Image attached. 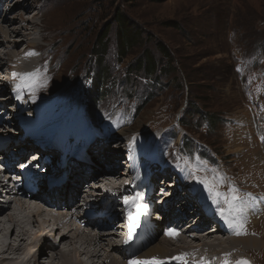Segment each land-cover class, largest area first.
Here are the masks:
<instances>
[{"label":"rangeland","instance_id":"1","mask_svg":"<svg viewBox=\"0 0 264 264\" xmlns=\"http://www.w3.org/2000/svg\"><path fill=\"white\" fill-rule=\"evenodd\" d=\"M3 1L6 5L7 0ZM17 1H23L21 5L29 14L25 19L30 17L32 20L37 12L41 14L35 15L34 20L43 27L40 31L36 28L28 37L46 47L45 54L37 55L40 81L46 84L44 88L60 94L64 89L76 85V92H80L81 82H85L84 87L90 85L100 67L94 54L97 51V39L106 28L108 48L101 61L102 67L110 69V75L106 84L102 83L104 90L94 107V116L107 113L112 116L110 120L122 117L123 123L128 119V126L135 132L154 130V133H159L169 128L167 138L173 142L171 146L174 151L171 154L167 152V155L171 156L169 160L173 162L163 168L164 172L171 176L177 168L176 164L181 165L179 160H184V163L192 162L202 177H211L213 174L218 178L222 177L224 183L220 191L228 192L233 186L238 189L242 209L239 217L248 230L255 227L260 232L258 237L261 236L264 241V209L258 208L254 200L256 206L248 211L251 199L244 200L248 193L259 195L261 188L264 191V0H15L14 4ZM14 4H10V7H14ZM15 10H22V7L14 8L9 15L10 23H13V26H9V31L13 33L11 40H15L11 45L16 44L15 51L21 56L18 62L21 67L29 57L27 53L26 57L18 50L24 47L22 41L26 37L23 35L30 31L22 28L28 27V21H16L15 17L20 12L15 13ZM121 15L131 25L129 34L124 31V37L128 34L132 38L125 50L119 48ZM5 30L8 35V28ZM1 39L3 42L0 33V42ZM161 44H164L168 53L162 51ZM3 52V47H0V54ZM123 53H126L124 57ZM48 58H58L60 64L56 68L50 67ZM148 59L154 60L155 69L143 68L142 63ZM12 73L11 69L10 74ZM3 85L7 86L0 94L9 102L1 105L0 110L3 119L8 121L16 114L20 103L12 92L11 87L16 88L12 82L0 80V87ZM76 94L78 97V93ZM85 95V101L89 100V96ZM72 98L73 101L80 102ZM250 104L257 110L253 118ZM8 105L13 113L6 108ZM79 105L82 111L85 108L84 101ZM64 106L58 105L52 111L57 110V115H60ZM33 112L34 109L31 113ZM44 114L47 120L56 116L51 113V109L44 111ZM85 120L91 130L98 129L87 118ZM11 121L13 123L6 126L9 131L1 137L7 138L9 146L14 147L4 152L14 155L18 151L16 147L32 136L28 134V128L18 127L17 116ZM31 121L32 119L28 120ZM128 126H122L118 130ZM99 131L102 130L99 128ZM48 140L44 139L45 143H49ZM120 142H124L122 138ZM78 144L74 143L71 148L75 149ZM110 147L124 152L123 146L106 148ZM103 150L105 149L86 148L87 158L98 168L94 170H103L102 167L106 168L110 164L93 162L96 153ZM72 152L65 150L59 156L56 154L55 160L47 164L44 170L47 179L51 177L50 174L60 177L51 181L56 188L63 186L68 180V183L73 182L69 175L66 178V170L70 168V164L79 168L83 165L74 162L73 158L70 161ZM55 153L56 151L53 154ZM1 158L5 157H0V160ZM20 158L21 155L11 157L10 161L6 158L0 161V166L6 168L7 176L19 172L16 165L25 159ZM123 159L125 157L121 154L115 162L121 171H125ZM86 168V175L93 174L92 168ZM75 173L79 179L85 175L73 170V176ZM190 177L193 178V175ZM85 178L84 176V180ZM3 181L2 186H5L8 178ZM162 184L160 180V185ZM94 185L97 184L92 181L85 184L84 191H93L94 187L91 186ZM84 191L77 198V203L84 202ZM1 193L3 196H0V205H4L10 195L4 196V190ZM177 195L182 197L180 191H177ZM259 197L260 200L264 199V195ZM176 203L177 201L175 205ZM103 212L107 217L110 214L107 210ZM210 213L211 216L218 214L213 207ZM187 214L191 215L192 210L188 209ZM119 220H115L113 224L117 225ZM156 222L157 225H162L161 222ZM211 228L213 227L210 225L206 227L207 230ZM210 232L216 233V230ZM50 241L54 242L52 238ZM110 241L106 239L103 254L111 250H108L111 248ZM226 241L224 249L232 246L230 240ZM236 249L238 252L233 250L230 254L234 252L238 257L241 256L239 252H242L254 264H264V249ZM117 257L120 258L119 254Z\"/></svg>","mask_w":264,"mask_h":264},{"label":"bare ground","instance_id":"2","mask_svg":"<svg viewBox=\"0 0 264 264\" xmlns=\"http://www.w3.org/2000/svg\"><path fill=\"white\" fill-rule=\"evenodd\" d=\"M6 2V5H4V1L0 0V33L3 37V42L1 39L0 47L4 49V52L0 54V80L2 82L4 80L6 83L10 81L16 87L17 84L23 82L24 77L33 76L34 74L35 83L34 88H22L19 93L11 87L13 94L17 97L20 104L15 111L16 114L8 121H5L0 115V132L2 135L7 133L9 128H5L6 124L13 123L11 120L17 116L19 119L18 127L21 126V129L28 128V134H36L40 142H35L32 138H28L16 147L18 151L12 155L4 151L6 149L10 151L14 147L11 148L9 146L10 142L7 138L3 139L0 136V157L4 156L7 161H10L11 157L21 155L20 159H25L18 164H23L27 162L31 154H40L39 152L41 151L44 158H41V162L33 163V166L36 167L34 170L35 176L41 179L45 176L43 175V171L47 167V164H51L55 160V155L64 152V150L73 151L69 157L70 161L73 158L74 162L78 164L82 163L83 165L79 168L70 164V168L66 170V178L68 179L69 175L73 182L68 183L70 181L68 180L63 185L64 187L61 186L58 188L47 185L41 193L27 199H24L23 189L18 186L17 181L11 180V175L6 176L8 177V183L2 186L4 183L3 180H6V177L3 167L0 166V192L4 190L6 193L4 196L10 195L5 200V204L0 205V264H129L130 261L136 259L151 261L153 258H157L162 264H181L180 261L172 258L184 254H187L185 259L188 264H205V262L207 264H224L226 259L231 264H238V262L243 261L254 264L249 257L243 256L244 253L239 252L241 256L236 257L234 252L233 254H230V252L233 250H235V253L238 252L236 248H241L240 251L248 249L251 251L250 248L252 247L261 250L264 249V241L261 236L258 237L260 232H257L255 227L248 230L244 226L246 234L236 235L237 229L230 226L227 221L228 224L225 230L213 233L210 232L211 230L206 229L207 224L203 222L204 217L193 223L191 217L189 218L187 216L186 218L180 217L177 219L179 216H176L177 222L171 224L170 214L166 213V217L163 219L164 228L157 225L155 221V225L147 226L143 234L135 236L127 247H123L116 242L115 239L119 237V226L118 223L117 225L113 223L117 219L122 220L119 222H128V206L124 204L125 196L131 199L137 193H142L143 198L138 203L146 204L147 207L151 206L148 212L149 214H152L153 211L159 213L160 211L157 208L160 209V207L156 206L149 193L152 187L146 183L143 185V181L136 182L134 185L129 183L130 181L133 182L131 179L133 172L131 170L121 171L118 163H115L116 161L113 160L118 159L121 154L127 155L130 152V150H127L129 144L137 145L141 143L139 145L144 146L141 158L143 157L146 163H140L139 167L141 168L139 169L138 167V169L139 173L142 171V174H140L141 180H145L151 174L149 166H152L153 170H158L160 169L158 161H169L171 159V156L167 155V152L171 154L174 151L171 146L173 142L167 138L170 134V129H163L159 133H154V130L135 132L131 131V126H128V119H125L124 123L122 117L110 120L112 116L103 113L98 116L95 115L92 118V123L95 124L94 127L98 126V129L95 130L96 132L91 130L88 122L85 120V117H88L86 110L81 113L79 105L81 101H84L86 105L83 88L85 82H81L80 92H76V85L75 87L70 86L64 89L59 94L52 93L50 88H44L46 84L40 81V63L38 62L37 55L41 53L45 54L46 47L41 46L29 38L36 28L40 31L41 27H43L41 23L34 20L35 15H41L40 12H37L32 17V20L30 17L25 19L29 14L21 5L23 1H17L15 4V0H7ZM9 3L14 4V7H9ZM19 6L22 7V10H15V13L20 12L15 17L16 21L19 19L21 22L28 21V27L22 28L30 31L29 33L27 32L28 34L23 33V36L26 37L22 41L24 42V47L22 50H18L21 54L27 53L29 57L21 67L18 64L21 56L15 51L16 44L11 45L15 43V40H11L13 33L9 31V26H13V23H10L9 15L12 14L14 8ZM3 14L4 16L1 19ZM5 28H8V35L6 34ZM35 50H37V53L33 55L32 53H35ZM48 59L50 67L56 68L60 64L58 58ZM43 61L44 56L42 57ZM11 69L13 71L12 74H10ZM5 86L7 85L0 87V91L5 90ZM47 93L52 94L49 95ZM76 93H78V97ZM72 97L80 100V102L73 101ZM8 102L9 100H5L0 94V106ZM64 104H66V107ZM58 105L64 106L63 112L60 115H57L59 113L57 110L52 111ZM6 108L10 113H13V111L11 112L10 105L6 106ZM33 109L34 112L31 113ZM47 109H51V113L56 114L51 120H47L46 114H44V111H47ZM250 110L251 117L253 118L257 110L251 104ZM29 119H32V121L28 122ZM122 126L128 127L118 130ZM59 128L64 142L57 149L46 144L43 141V136L45 133L56 132ZM99 128L102 131H99ZM121 138L124 142H120ZM29 140L31 141L30 143ZM73 140L75 143L78 141L80 147L75 149L70 148L69 144ZM24 143L27 144L24 145ZM115 144L122 145L124 152L121 153L119 149H114L113 147L106 148L114 146ZM100 145L106 146L104 147L105 150L96 153L97 159L93 157V162L96 164H99V162L101 164H110L106 168L102 167L103 170H94L97 167L91 161L87 160L85 153L82 151H85L87 147L98 150ZM54 151H56L55 154H53ZM119 152L121 154H118ZM47 154L51 155L48 156ZM100 158L103 160L101 161ZM86 167L92 168L91 173L93 174L88 173L86 175ZM17 169L20 168L17 167ZM193 169H197V167L192 165V162H187V167L183 162L180 167L182 176L189 175V170L192 171ZM73 170L85 174V180L84 176H81L80 181L77 173L73 176ZM135 172L138 173V170ZM195 175L202 177L200 171H197ZM51 177V179H48V182L54 179L53 175ZM76 179L78 180L74 183ZM91 181L97 184L96 186H91L92 188L94 187V190L89 189L90 192H87V189H85L84 191L83 187L85 184ZM195 183H197L196 179L193 182L187 181L190 188L196 187ZM202 186L203 190L201 191L199 189V192L201 191L200 194L202 196L205 195L207 200L212 202L217 208L213 198L209 197L204 185ZM16 188L18 190H15ZM83 191L85 193V197L83 198L82 196L84 202L77 203V198L81 196ZM256 194L248 193L244 198L245 201L248 198L251 199V206L247 209L248 211H251L256 206L254 204L255 201L257 202L258 208L264 209V199L260 200L259 197V195H264L262 188L259 195ZM69 195L71 196L69 197ZM0 196H3L2 193ZM104 210L110 211L108 217L103 213ZM100 211L102 213H99ZM239 215L240 212L234 214L232 218L234 223H242ZM159 217L160 215L156 216L157 219ZM189 220L192 222L189 223ZM192 224H195V227ZM169 229H175L178 235H168ZM51 238L54 242L50 241ZM106 239L111 240L109 243V247L111 248L108 249L111 250L103 254L102 250L106 249L104 247ZM226 240H230V245L232 244L233 247L228 246L227 249H224L226 248ZM18 252L25 254V257L21 261L18 257H12ZM117 254H119L120 258L117 257Z\"/></svg>","mask_w":264,"mask_h":264},{"label":"snow or ice","instance_id":"3","mask_svg":"<svg viewBox=\"0 0 264 264\" xmlns=\"http://www.w3.org/2000/svg\"><path fill=\"white\" fill-rule=\"evenodd\" d=\"M33 55L35 53H32ZM34 74L33 76H27L23 78V82L21 84L16 85V92L19 93L22 88L29 87L34 88ZM185 166L187 167V161H185ZM199 171V169H193L192 175L193 178L196 179L197 183H200L204 185L205 190L209 194L210 198H213L214 203L217 205L216 211L218 214L224 218L226 221H228L229 225L232 227H235L236 235H244L245 227L243 223H234L233 222V216L234 214L242 211L239 205V201L241 200V197L238 194V189H236L234 186L230 187L228 192L220 191V188L222 187L224 180L222 177H217L215 174L211 177H200L195 175V173ZM143 198L142 193H137L135 197L129 198L127 196L124 197V204L127 207V218L129 222V231L132 232L135 229V226L137 225L140 217L145 214L147 211V205L146 204H140L138 203L139 200ZM135 210V211H133ZM168 235L174 236L178 235L175 229H169ZM187 254H184L179 257H173L172 259L178 260L181 262V264H188L187 260L185 259V256ZM129 264H162L161 261H159L157 258H153L151 261H145V260H133L130 261ZM207 264V262H205ZM224 264H231L229 260H225ZM238 264H250L248 261L238 262Z\"/></svg>","mask_w":264,"mask_h":264},{"label":"trees","instance_id":"4","mask_svg":"<svg viewBox=\"0 0 264 264\" xmlns=\"http://www.w3.org/2000/svg\"><path fill=\"white\" fill-rule=\"evenodd\" d=\"M122 17L120 18V27L121 29V34H120V42H119V48L121 50H125L126 47H128V44L131 43L132 38L128 35L129 34V29H130V22L127 21V19H124V16L121 15ZM126 26V27H124ZM124 31H127V37H124L126 35H124ZM108 31L105 28L104 30H102V32L100 33L98 39H97V45H96V50L94 52L95 56H97L98 59V65L100 66L97 69V73L95 74V78L92 79L91 84L88 86V88L85 91V94H87L89 96V100H86V109L87 111H89V113H93L94 112V107L97 103V101L100 99V94L102 93V91L104 90V88L102 89V83L103 85L106 84V80L109 78V72L110 69L107 70L106 67H102V61H101V57L104 58V56H106V50L108 48ZM161 49L164 53H168L167 52V48L164 46V44H161ZM126 55V53H123L122 56L124 57ZM173 62V61H172ZM143 68L147 69L149 67H153V69H155V62L154 60H144V62L142 63ZM152 71V70H151ZM92 95V97H91ZM86 96V95H85ZM89 102V105H88ZM102 174V173H101Z\"/></svg>","mask_w":264,"mask_h":264},{"label":"clouds","instance_id":"5","mask_svg":"<svg viewBox=\"0 0 264 264\" xmlns=\"http://www.w3.org/2000/svg\"><path fill=\"white\" fill-rule=\"evenodd\" d=\"M124 167V166H123ZM125 169V168H124ZM126 171V170H125ZM160 176H165V175H161L160 174ZM165 177H168L167 175L165 176ZM168 178H171V177H168ZM160 180L162 181L163 179H155L153 182H154V184H159L160 185ZM180 188H181V190L178 188V192L180 191L181 192V194H182V197H180L179 195H177V191L175 192V194H174V197H173V199H172V201H171V203H170V205H169V207H168V210H167V213H169L170 215L171 214H173V213H176L177 212V208L179 207V206H181L182 207V210L184 211V212H187V210L188 209H191V210H193V208H191L190 207V205L193 203V202H195V199L194 198H189V197H184V193H186L187 192V189L185 190V189H183V185L182 184H180ZM175 201H177V203H176V205H175ZM187 203L188 205L187 206H184V203ZM183 204V205H182ZM195 208V207H194ZM193 212V211H192ZM196 212H199V214H201V216L202 215H205V214H207L203 209L202 210H198V211H196ZM166 214V213H165ZM191 216V215H190ZM165 217V216H164ZM203 217V216H202ZM211 216L210 215H208L207 214V216H206V219H207V222L205 221V220H203V222H205L206 224H207V226H209V225H211L212 224V222L214 221V220H212L211 218H210ZM190 218V217H189ZM164 219V218H163ZM167 219V218H166ZM191 219H193V217H191ZM171 221V220H170ZM190 221V220H189ZM191 222V221H190ZM163 224H164V222H163ZM161 225L162 227H165L164 225ZM217 232V231H216ZM221 232V231H220Z\"/></svg>","mask_w":264,"mask_h":264}]
</instances>
